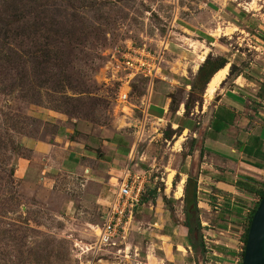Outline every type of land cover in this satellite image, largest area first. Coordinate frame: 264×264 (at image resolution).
Wrapping results in <instances>:
<instances>
[{"label":"rangeland","instance_id":"obj_1","mask_svg":"<svg viewBox=\"0 0 264 264\" xmlns=\"http://www.w3.org/2000/svg\"><path fill=\"white\" fill-rule=\"evenodd\" d=\"M50 36L61 42L58 48L38 50ZM191 40V49L178 45L192 46ZM143 43L162 52V72L171 77V63L180 66L189 50L202 54L210 46L205 58L195 55V64L209 54L229 60L223 84L215 90L208 84L204 108L194 104L197 127L209 123L227 88L240 92L249 107L264 110V0H0V264L235 260L218 252L230 238L218 228L222 212L206 215L199 207L206 249L200 263L184 227L187 184L197 180L200 200L216 197L210 196L217 189L210 162L205 164L206 136L199 129L182 132L162 120H144L134 106L149 83L143 76L135 78L130 102L119 99V85L128 81L119 60L125 63L128 47ZM162 80L158 74L155 85ZM172 91L181 99L179 88ZM56 137L73 140L74 150L91 149L89 181L74 169L51 168L44 178L40 159L24 178L17 176L19 158L32 154L31 139L45 143ZM62 154L60 149L52 165ZM127 166L146 171L147 200L136 210L124 250L95 252L92 225L102 222L110 178H122ZM210 204L212 212L223 207L217 198Z\"/></svg>","mask_w":264,"mask_h":264},{"label":"crops","instance_id":"obj_2","mask_svg":"<svg viewBox=\"0 0 264 264\" xmlns=\"http://www.w3.org/2000/svg\"><path fill=\"white\" fill-rule=\"evenodd\" d=\"M183 30L188 33L186 28ZM184 37L189 39L186 35ZM191 41L192 43L190 44H192V46L189 45V43L188 45H186L187 43L178 45L191 49L195 46L194 40ZM208 48H210V46L207 47L202 54L196 53V51L193 50H189V53L185 52V54L182 55L184 62L181 63L180 66L171 63L170 72L174 74H171L172 77L166 75L162 71L160 72V78L163 79L161 83L155 85L156 80L154 81V78H150L146 90L140 96L139 101L137 99V104H134V106L143 113L144 120L152 118L162 120L166 122L167 125L170 124L171 127L174 126L175 130L179 129V125L182 123L183 125L190 127L184 128L182 132L185 130L196 132L197 129H199L202 131L203 137L206 136L204 139L205 147L203 148L207 151L205 156L208 159L205 164L210 162V166H206H208L207 168L210 170L211 177H215L213 186L217 189L216 192L212 193L211 191L210 196H216L218 202L226 200L231 203L233 208L239 207V210H242L243 217L238 219L236 222L237 225L235 223L233 226L234 228L232 227L234 223L231 224V222L228 227L220 228V230H224L230 238L228 239V242L224 244L226 246V252L218 251L220 253H225L229 258L235 259L224 264H238L243 260L242 252L245 244L242 238V233L244 232V226L248 222V217L251 211L256 204L258 206L261 198L259 199V196L255 193L253 194L251 192L240 190L237 184L245 183L251 185L255 189H261L264 187V110H256L253 107H249L245 97L242 96L240 92L232 88H227L226 93H219L221 97L213 105L212 110L209 113V123L207 122V125L204 127L200 126L199 128L196 126L195 116L197 113H193L194 110L196 111V105H194L193 109H191L187 116L185 115V102L189 97L193 79L195 78L200 65L204 62L205 55L208 53ZM186 54H191V57ZM196 54L201 58L204 57L203 59H200V62L197 64H195L197 62V60H195ZM218 72L219 70L213 74L212 78ZM176 74L178 75L175 76ZM225 75L222 77L218 85L221 83L223 84L224 79L226 78ZM211 79L209 82H211ZM167 80L176 81L177 83L176 85L172 84V88V86L167 83ZM176 87L180 89L182 97L177 100L179 101L178 106L173 113L171 105L174 98L173 95L175 94L172 90ZM207 87L205 90H207ZM202 107L204 108V104H199V110H202ZM232 116H234V121L223 130H220V126L227 121L228 117L231 119ZM215 129H219L220 131ZM63 140L64 138L56 137V139L41 143L38 139H31V141H33V146H31L32 154L29 157L23 156L19 158L16 166V174L19 172L17 176L24 178L31 168H33L35 162L40 159L43 163L41 173L44 175V178H47L48 175L46 174L45 176L44 172H47L51 168H56L55 173L63 171L64 169H69V171L73 172L74 169L78 175L86 176L87 181H89V177L86 174H94L91 169L92 166L86 164V159L94 157L93 152L91 149L86 148L83 145L74 150L73 146L75 145L73 144H75V142L73 140H69V144H67L68 141L67 143H64ZM68 147H71V150L65 151ZM201 147L202 146H200L199 149L194 150L193 156H195V153L201 152ZM60 149H63L62 158L59 163L52 165L53 162H56V153H58ZM40 151H42V156L39 154ZM82 157L85 158L82 160ZM234 168L236 169L234 170ZM116 178L117 177L114 176L110 178V184L112 187L109 186V189H107V206L110 205L116 193V187L114 186ZM113 179L115 181H113ZM201 180L202 178L198 179L200 183L202 182ZM92 184L94 187L96 186L94 183ZM195 191V199L198 209L199 207L202 208V211L206 212V215L220 213V210L216 208L215 211H210L212 208L210 201H213V197L201 198L200 200V191H198L197 185ZM91 193V191L87 192L88 195ZM199 219L202 226L200 210ZM93 227L94 225H92V229ZM196 228L199 231V226H196ZM201 258H204L202 251L197 254V261L199 263L202 260Z\"/></svg>","mask_w":264,"mask_h":264},{"label":"built area","instance_id":"obj_3","mask_svg":"<svg viewBox=\"0 0 264 264\" xmlns=\"http://www.w3.org/2000/svg\"><path fill=\"white\" fill-rule=\"evenodd\" d=\"M126 52V60L122 59L125 63L119 60L121 64H125V77L128 79L119 85L121 102H130V81L135 76L155 78L162 71V52L157 54L147 43L128 47ZM146 183V171L131 169L129 166L124 169L122 178H116L114 198L103 211L102 222L94 225L96 240L91 244V249L95 252L105 248L120 252L124 250L122 246L134 224L136 208L140 205Z\"/></svg>","mask_w":264,"mask_h":264},{"label":"trees","instance_id":"obj_4","mask_svg":"<svg viewBox=\"0 0 264 264\" xmlns=\"http://www.w3.org/2000/svg\"><path fill=\"white\" fill-rule=\"evenodd\" d=\"M18 16L20 17V15H18ZM17 20H18V18H17ZM4 31H6L5 35H7L8 33H11V31L9 29H5ZM51 37L52 36L47 37L46 41L44 42V45L39 46L38 50L41 51V50H44L45 48L50 49L52 47H55L57 49L61 42L55 41ZM61 47H62V45H61ZM61 47L58 49V52L61 50ZM228 62H229V60L225 56L213 57L212 54H209L208 57L206 58V60L200 65L199 70H198L195 78L193 79L192 88L189 92V97L185 102V108H186L185 115L186 116L190 113V111L193 108L196 101H199V104L202 105V100H203L202 96H203L205 89L207 87V84L209 83L213 74L215 72H217L218 70H220L221 68L225 67ZM44 67L47 68V64H45ZM138 76H142V75H137L130 81V86H131V92L130 93L133 92V89H134L133 84H134V81H136L135 78ZM143 77L145 79H147V82L150 80V77H145V76H143ZM178 102L179 101H177L174 97L173 101H172V105H171V109H172L173 113L177 109ZM233 118H234V116H232L231 119H229V117H228L227 121L224 122L220 126L221 127L220 130H223L229 124H231L234 121ZM213 125L215 127L214 122H213ZM169 126L171 127L170 124H169ZM184 128H190V127L185 126L182 123H180L179 129H177V130L182 131ZM215 130L220 131L219 129H215ZM188 179L190 181L191 177L189 176ZM196 184H197V180L194 183L193 187H191L189 184H187L185 186V199L184 200H185V206H186V211H187V220H186L187 222H186V224H184V227L186 228V231L188 233L187 236H188V240H189V245L192 247V249L195 251L196 254H198L200 251H202L203 256H204V253H206V249H205V244H204L205 241L203 239V235L201 232L202 226H201V222L199 219V209L197 207V202L195 199ZM237 186L239 187L240 190L251 192L253 194L255 193L257 196H259V199L262 198V196L264 195V187L261 189H255L251 185H247L245 183L244 184L238 183ZM144 194L142 196V199H141L139 206H141L142 203L145 200H147V198L144 197ZM212 199L216 201V197H213ZM139 206H137L136 210L138 209ZM222 206L223 207L220 210V212H222V213L217 215V218L219 216L220 221H221L218 223L219 224V227H218L219 230H220V228L228 227L231 220H232L231 224L234 223L232 225V227H233L235 225V223L238 221V219L243 217L242 210L241 209L239 210V207L233 208V206L231 205L230 202H228L226 200L222 201ZM256 207H257V204L253 208V210L251 211V213L248 217V222L244 226V232L242 233V238L244 240L245 245H246V241H247V237H248V231L250 228V224H251L254 212L256 210ZM236 225H237V223H236ZM196 226H199V231L197 230ZM222 250L226 252V250L223 249V247H219L218 251L223 252ZM244 253H245V246H244V250L242 252L243 257H244ZM238 264H242V261L239 262Z\"/></svg>","mask_w":264,"mask_h":264},{"label":"water","instance_id":"obj_5","mask_svg":"<svg viewBox=\"0 0 264 264\" xmlns=\"http://www.w3.org/2000/svg\"><path fill=\"white\" fill-rule=\"evenodd\" d=\"M242 264H264V195L250 224Z\"/></svg>","mask_w":264,"mask_h":264},{"label":"bare ground","instance_id":"obj_6","mask_svg":"<svg viewBox=\"0 0 264 264\" xmlns=\"http://www.w3.org/2000/svg\"><path fill=\"white\" fill-rule=\"evenodd\" d=\"M227 69H222L220 70L212 79L210 82V90H215V88L217 87V85L219 84L220 80L222 79V77L226 74ZM183 182V181H182ZM180 188V187H179ZM181 190L179 189V194H181Z\"/></svg>","mask_w":264,"mask_h":264}]
</instances>
